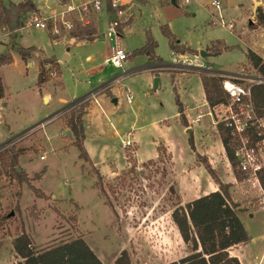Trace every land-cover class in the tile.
<instances>
[{
    "label": "rangeland",
    "instance_id": "374dc122",
    "mask_svg": "<svg viewBox=\"0 0 264 264\" xmlns=\"http://www.w3.org/2000/svg\"><path fill=\"white\" fill-rule=\"evenodd\" d=\"M21 1L33 3L35 13L23 8L15 30L0 27V54L12 58L0 67V152L10 145L22 151L16 171L26 182L0 175V264L20 261L11 242L22 232L37 252L81 238L103 264H114L121 251L130 264L172 262L183 247L170 215L206 190L204 154L231 200L244 209L240 219L248 248L253 256L261 254L258 264H264L263 192L255 176L228 162L216 130L228 106H204L201 72L155 66L167 68L174 60L162 32L166 26L180 49L175 54L198 57L212 70L202 73L222 80L236 74L231 77L241 86L255 85L244 76H262L245 54L251 51L264 63V23L257 21L259 12L264 16V0H118L126 17L115 28L109 27L114 16L107 12L108 1L102 0L95 12L90 9L95 0L0 3ZM67 6L74 7L68 13L73 17L79 8H88L79 17L96 23L93 41L71 39L59 23L57 32L34 28V17L52 19ZM146 45V52L134 53ZM114 46L129 55L122 68L105 61ZM200 51L209 56L201 58ZM41 63L47 79L40 85ZM121 73V81L113 84ZM78 104L88 114L81 131L88 162L80 157L75 136H67L63 117Z\"/></svg>",
    "mask_w": 264,
    "mask_h": 264
},
{
    "label": "trees",
    "instance_id": "16d2710c",
    "mask_svg": "<svg viewBox=\"0 0 264 264\" xmlns=\"http://www.w3.org/2000/svg\"><path fill=\"white\" fill-rule=\"evenodd\" d=\"M23 8L31 11V13H35L34 11H36L34 4L31 2L10 3L8 6L0 3V27H2V24H8L9 27H7L9 29L15 30L21 25L19 17ZM90 9L94 11L93 8ZM78 11L77 17L70 16L72 28L68 34L73 40L93 41L97 36L96 23L94 24L91 17H88V21L79 17L85 11L83 8H79ZM83 17L87 18L86 15ZM257 21L261 24L264 23L262 12H259ZM13 24L15 25L14 28H12ZM52 27V23L48 22V31ZM162 32L168 40L170 49L179 53L180 49L175 45L174 37L166 26L162 28ZM148 43L152 48L153 42L148 39ZM147 49L148 45L136 50L134 53L140 54L146 52ZM227 49V47H224L222 51ZM245 57L252 67L257 69L259 75L264 77V63H262V59L251 51H247ZM11 61L10 54H0V67L11 63ZM46 79L44 67L41 63L40 71L38 72V84H43ZM200 79L204 101L210 110L220 105L229 104L230 97L222 89V78H217L212 73H201ZM2 96L3 89L0 80V99ZM250 101L256 115L258 117L263 116L264 85H253L250 87ZM80 106L81 108H79ZM84 109L82 104H78L63 117L65 118L64 120L69 132L75 136V144H77L80 150V157L88 162L89 158L81 143ZM178 114L181 117L183 115L181 106ZM216 130L228 162L234 164L231 130L225 126L224 121L216 125ZM21 154L22 151L15 149L12 145L0 152V175H4L11 180L17 179L20 184L26 182L24 173L16 171L17 159ZM202 162L208 175L216 184L217 190L195 198L184 206H177L172 210L170 215L171 221L176 227L179 237L189 249V253L183 258L168 264H240L237 258L229 255V249L238 244H245L249 240L240 219V215L244 212V209L231 200L228 195V186L221 183L215 176L208 162L205 159H202ZM255 177L264 198V166L256 171ZM101 192L104 194L103 191ZM11 247L15 255L20 258V261L10 264H103L81 238H76L37 252L32 246L30 237L22 232L12 240ZM114 264H130L126 251H121L115 259Z\"/></svg>",
    "mask_w": 264,
    "mask_h": 264
},
{
    "label": "built area",
    "instance_id": "2783aa9c",
    "mask_svg": "<svg viewBox=\"0 0 264 264\" xmlns=\"http://www.w3.org/2000/svg\"><path fill=\"white\" fill-rule=\"evenodd\" d=\"M102 0H95L93 2L92 8L94 11H99L101 9ZM108 1L107 7L110 9L114 19L109 22L110 28H115L119 25V20L125 17L124 11L119 4L118 0H103ZM184 2H187L185 0ZM216 8L218 3H213ZM86 6V5H83ZM83 10H86V7H82ZM74 7L67 6V10L64 13H61L59 16H56L52 19L45 20L44 18L38 19L33 18L31 20L34 28L48 30V22H51L53 27L51 32H55L56 29L54 25L59 23L62 25V29L69 33L72 28V23L70 20V13L73 11ZM59 19V20H57ZM231 26H229V29ZM57 32V31H56ZM54 35V34H53ZM173 56L172 63L166 65L167 68H160L163 66L157 65L156 69H170V70H195L199 72L211 71L209 68L204 66L198 57L188 59L185 56L177 55L175 52H171ZM128 53L123 52L120 47H113L111 49V55L105 60L114 68H122L123 63L128 58ZM211 73V72H209ZM124 74V73H123ZM229 76L224 77L222 80V89L230 97V102L228 105V116L224 118L225 126L231 130V134L234 140L233 148V157L234 162L236 163L237 169L241 173L249 174L255 176L256 171L264 166V115L258 117L254 111L252 103L250 101V85L245 87L239 84V80ZM121 76L114 78L111 82L117 84L120 82ZM243 76V75H238ZM222 77V76H221ZM249 82L255 83V85H264V77L254 78L248 77ZM126 100L129 103L131 100V93L126 90ZM82 102L84 100H81ZM235 107V108H233ZM200 116L195 118V121H199ZM126 145H129L126 143Z\"/></svg>",
    "mask_w": 264,
    "mask_h": 264
},
{
    "label": "crops",
    "instance_id": "0c3cea01",
    "mask_svg": "<svg viewBox=\"0 0 264 264\" xmlns=\"http://www.w3.org/2000/svg\"><path fill=\"white\" fill-rule=\"evenodd\" d=\"M52 1V3H54V1L53 0H51ZM21 2H23V1H21ZM20 3V2H19ZM16 4H18V3H16ZM108 8V7H107ZM110 9L108 8V10H107V12L109 13V12H111V11H109ZM126 17V16H125ZM83 43H87V42H83ZM114 47H118V46H114ZM113 47H111V49H112ZM111 49H110V55H111ZM181 56H184V55H181ZM93 57H92V55H87L86 56V60H88V61H92L93 59H92ZM125 71V70H124ZM212 71V70H211ZM133 72V71H132ZM123 73H127L126 71L125 72H123ZM120 75H123L122 73L120 74ZM120 75H118V76H120ZM118 76H116V77H118ZM116 77H114V78H116ZM113 78V79H114ZM121 78H122V76H121ZM112 79V80H113ZM120 81H121V79H120ZM110 82H111V80H110ZM98 93H99V91L97 90V92H93L91 95H90V97H96L97 95H98ZM44 98V97H43ZM203 100H204V97H203ZM204 106H206L207 104L205 103V101H204ZM183 111H184V109L182 110V114H183ZM178 113V112H177ZM84 115H88L87 114V110H85V114ZM179 115V114H178ZM207 115H210V113L208 114L207 113ZM198 116H200V115H197L196 117H198ZM200 119H201V116H200ZM198 122V121H197ZM213 123V124H212ZM210 124H212V129L214 130V127H215V122L212 120V118H211V120H210ZM164 148H166L167 149V147H165V146H163ZM169 153V152H168ZM204 155H206V157H207V162L208 163H210V164H212V160H211V157H209L208 156V154H204ZM200 165H201V163H199ZM199 164H196L197 165V167H199L200 165ZM256 181V180H255ZM222 182V181H221ZM228 182H231V183H236L235 182V179L233 178V177H229L228 178ZM257 182V181H256ZM188 184H190V183H188ZM258 185V184H257ZM203 189H206V190H204V192H201L199 195H197L196 197H194V198H192L191 200H193V199H195V198H198V197H200V196H202V195H206V194H208V193H210V192H214V191H216L217 190V186H216V184L213 182V180L211 179V177L208 175V178L205 180V185H204V187H203ZM192 192V191H191ZM184 194H186V195H189V192L187 191V192H185V191H183V195ZM191 200H189V201H191ZM263 203V201H261V204ZM263 208H264V206H262ZM175 233H176V236H177V238L179 239V243H180V245H181V247H183V253L177 258V259H175V260H173V261H176V260H178V259H180V258H183L184 256H186L187 254H186V251H185V245H184V243H183V241L181 240V238L179 237V234H178V232H177V230L175 229ZM249 242L250 241H248L247 243H245V244H238V245H235V246H233V247H231L230 249H229V255L230 256H232V257H235V258H237V260L239 261V263L240 264H258V262L260 261V256H261V254L259 255V256H253L252 255V253H251V250L248 248L249 246ZM172 261V262H173Z\"/></svg>",
    "mask_w": 264,
    "mask_h": 264
},
{
    "label": "water",
    "instance_id": "95a60500",
    "mask_svg": "<svg viewBox=\"0 0 264 264\" xmlns=\"http://www.w3.org/2000/svg\"><path fill=\"white\" fill-rule=\"evenodd\" d=\"M174 2V0H172V3ZM52 3V1L51 0H48V4H51ZM257 6H259V3H256V4H254V15H255V8H257ZM249 23H252L251 21L249 22ZM207 56H209V54H207L206 52H204V51H200V57L201 58H205V57H207ZM157 80L155 79V82H156ZM154 87H156V85H154ZM44 101H46V98L44 97ZM2 106H5V103H2L1 104ZM187 133H190V131L189 130H187ZM67 136H70V132H67ZM11 215V214H10Z\"/></svg>",
    "mask_w": 264,
    "mask_h": 264
}]
</instances>
